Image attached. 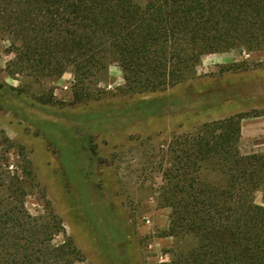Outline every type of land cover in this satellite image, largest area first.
Masks as SVG:
<instances>
[{"label":"rangeland","instance_id":"rangeland-1","mask_svg":"<svg viewBox=\"0 0 264 264\" xmlns=\"http://www.w3.org/2000/svg\"><path fill=\"white\" fill-rule=\"evenodd\" d=\"M17 47L0 38V165L31 216L59 221L51 244L71 245L74 264L170 263L182 244L163 188L185 134L244 113L240 152L264 151V51L206 54L186 79L142 92L114 64L84 90L68 71L36 75Z\"/></svg>","mask_w":264,"mask_h":264},{"label":"trees","instance_id":"trees-1","mask_svg":"<svg viewBox=\"0 0 264 264\" xmlns=\"http://www.w3.org/2000/svg\"><path fill=\"white\" fill-rule=\"evenodd\" d=\"M0 38L18 44L19 65L36 75L68 71L84 90L114 64L152 92L186 79L206 54L264 51V0H0ZM246 116L175 143L163 199L182 245L169 264H264V151L240 152ZM6 172L0 165V264H74L71 245L51 244L59 221L31 216Z\"/></svg>","mask_w":264,"mask_h":264}]
</instances>
